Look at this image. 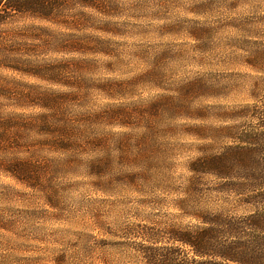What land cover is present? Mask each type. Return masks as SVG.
Instances as JSON below:
<instances>
[{"label": "rangeland", "instance_id": "374dc122", "mask_svg": "<svg viewBox=\"0 0 264 264\" xmlns=\"http://www.w3.org/2000/svg\"><path fill=\"white\" fill-rule=\"evenodd\" d=\"M95 18L75 52L33 59L55 66L0 71L37 98L69 94L54 119L36 104L2 114L70 130L23 122L11 139L39 182L0 171V245L20 244L8 264H145L139 232L243 214L218 180L191 187L190 165L232 143L222 128L264 94V0H111Z\"/></svg>", "mask_w": 264, "mask_h": 264}, {"label": "trees", "instance_id": "16d2710c", "mask_svg": "<svg viewBox=\"0 0 264 264\" xmlns=\"http://www.w3.org/2000/svg\"><path fill=\"white\" fill-rule=\"evenodd\" d=\"M110 6L111 0H0V71L30 75L55 66H38L33 59L42 54L75 52L84 42L78 33L88 27L96 29L95 14L106 12ZM63 74L56 73L58 77ZM15 81L0 75V171L35 186L39 179L32 163L8 156L11 139L18 137L23 122L33 127L54 126L60 136L70 135V130L53 124L48 114L27 121L15 112L7 118L2 114L9 106L36 104L54 112V119L59 103L69 94L51 91L53 94L37 98L32 91L28 94L19 89ZM255 99L256 103L232 117L241 124L222 128L221 133L232 143L190 165L191 187L203 185L207 177L218 180L219 192L238 199L243 214L203 210L196 213L198 224L192 227L174 225L163 231L139 232L142 243L138 253L145 264H264V94ZM19 245H0L11 251L0 256V264H8L6 259L16 254Z\"/></svg>", "mask_w": 264, "mask_h": 264}]
</instances>
